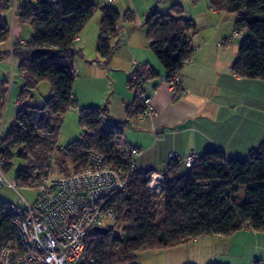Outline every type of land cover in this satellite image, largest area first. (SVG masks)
Here are the masks:
<instances>
[{
	"label": "trees",
	"instance_id": "trees-1",
	"mask_svg": "<svg viewBox=\"0 0 264 264\" xmlns=\"http://www.w3.org/2000/svg\"><path fill=\"white\" fill-rule=\"evenodd\" d=\"M211 5L234 14L235 30L247 33L239 44L233 72L264 81V0H211ZM16 12L23 26L30 28V36H21L25 44L13 39L11 53L5 47L11 36V0H0V62L12 57L14 66L25 73L16 121L5 136L6 149L0 151L5 172L18 159L25 160L28 166L17 173L16 180L19 186L28 187L36 181L38 168L45 176L52 171L54 158L55 162L62 160V176L81 171L88 163L85 150H92L125 174L130 158L112 142L124 134L128 123L106 125L107 108L79 110L81 138L66 147L58 145L66 112L70 105L76 107L73 71L82 51L75 48V40L95 14L102 12L97 50L109 58L120 13L91 0H23ZM182 14L176 5L171 12L149 14L145 21L150 48L169 78L195 52L190 35L198 33V25ZM43 81L50 83L51 96L41 106L32 105L33 93ZM7 94L8 82L0 75V112ZM182 166L189 171L179 176ZM153 171L138 170L135 165L127 191L109 204L118 218L88 234L84 264H130L147 252L174 250L201 237L229 236L244 228L264 233V141L245 158L228 157L214 149L191 167L176 163L169 168L159 194L147 190ZM158 199L164 205L160 216L154 212ZM8 204L0 199V244L12 248L18 237L15 214L5 211Z\"/></svg>",
	"mask_w": 264,
	"mask_h": 264
},
{
	"label": "crops",
	"instance_id": "crops-1",
	"mask_svg": "<svg viewBox=\"0 0 264 264\" xmlns=\"http://www.w3.org/2000/svg\"><path fill=\"white\" fill-rule=\"evenodd\" d=\"M91 1L105 4L107 0ZM176 5L182 8L184 18L198 25V33L190 35L195 52L179 71L181 85L177 92L157 79L158 93L153 104L158 114L153 120L142 119L129 87L133 63L148 65L156 76L167 74L150 48L145 21L149 14L171 12ZM111 7L127 17L125 31H115L111 36L109 58L97 50L102 12L91 33H86V28L94 17L76 38L74 44L79 46L76 49L82 52L77 55L79 60H75L76 107L70 110L107 108L106 125L127 122L124 134L112 144L120 152L138 149L135 159L138 170L160 171L172 153L186 157L194 151L200 157L209 150L221 149L228 157L245 158L262 144L264 81L242 77L232 70L239 49L231 46L235 19L232 21L226 11L212 7L211 0H129L120 6L123 12L117 5ZM95 24H98L96 34ZM15 27L19 36H25L26 30L30 32L19 19ZM89 46L92 55L87 54ZM7 61L11 63V58ZM234 240L240 245L235 249ZM147 253L135 262L264 264V233L244 228L229 236L201 237L174 250ZM141 258L146 262L141 263Z\"/></svg>",
	"mask_w": 264,
	"mask_h": 264
},
{
	"label": "built area",
	"instance_id": "built-area-1",
	"mask_svg": "<svg viewBox=\"0 0 264 264\" xmlns=\"http://www.w3.org/2000/svg\"><path fill=\"white\" fill-rule=\"evenodd\" d=\"M114 1L116 0H107L105 4ZM17 7L18 1L11 0V53L14 36L21 39L15 27V22L19 19L16 15ZM125 21L127 17L121 16L114 27L116 32L125 31ZM234 37L242 38V32L235 31ZM21 43L25 44V40L21 39ZM13 66L11 57V78H14ZM73 72L77 75L76 66ZM22 76L24 77L25 73H22ZM157 79L161 84L170 85L176 92L181 85L179 72L171 78L168 75L156 76L148 65L137 61L133 63L129 87L134 92L138 115L142 119L153 120L158 114L153 104V98L158 93ZM7 96L0 112V151L6 149L4 125L9 103ZM72 108L70 105L68 111ZM25 144L23 143V146ZM139 152L135 148L128 151L130 161L125 174L108 165L104 155L92 150H85L88 156L87 166L71 175L45 176L38 168L36 181L28 186L37 190L35 203L30 204L21 196L24 206L11 203L6 205L5 211L15 214L13 223L17 229L18 241L12 248L0 244V264H84L88 234L105 226L107 221L113 222L118 218V213L109 204L118 194L127 191ZM26 154L30 159H34L30 152ZM198 158L194 151L186 157L172 153L164 169L151 173L147 190L153 194L161 193L169 168L178 162L191 167ZM4 165L5 161L0 158V185L17 190L19 184L16 179L5 180Z\"/></svg>",
	"mask_w": 264,
	"mask_h": 264
},
{
	"label": "rangeland",
	"instance_id": "rangeland-1",
	"mask_svg": "<svg viewBox=\"0 0 264 264\" xmlns=\"http://www.w3.org/2000/svg\"><path fill=\"white\" fill-rule=\"evenodd\" d=\"M23 0H18V3L20 5V3ZM98 2H102L103 0H96ZM129 0L127 1H123L122 0H118L116 3H111L110 5L115 6L117 5L119 7V9L121 10V12H123L120 6H122V4H127ZM107 3V1L105 2ZM227 13V18H230L232 21L235 19V15L229 12ZM101 12H98L95 14L94 16V20L89 24V26H87L88 28H86L87 32L86 33H91L92 27L94 26V23H96L98 21V17H100ZM124 13L121 14V16L123 17ZM12 21V13H11V20L10 23ZM230 22V21H227ZM235 23V21H234ZM95 34L97 33V27L98 24H95ZM27 28V25H24V29ZM234 34V33H233ZM25 36H30L29 33H27V30L25 32ZM96 36V35H95ZM247 36L246 32H242V38H235L234 35L231 39L232 41V45L233 47L239 48V44L244 40V38ZM90 39V37H88ZM113 41V39L111 40ZM10 46H11V36H10ZM9 41L8 43L5 44V47H9ZM94 46V45H93ZM78 44H75V48H78ZM92 48V46L88 47V55H92V51L90 53V49ZM76 60H79V58L77 57ZM15 70H14V78H11V74H12V67H11V63H9V61L4 60L2 62H0V75L1 77L8 82V107H7V111H6V119H5V125H4V133L7 134L11 128V126L14 124V122L16 121V116H17V102L19 100V96L22 90V87L24 85V80L23 78L20 76L19 74V70L17 68V65L15 64ZM77 68V67H76ZM51 96V85L49 82L47 81H43L40 83L38 90L35 91L33 93V100L31 102L32 105L35 106H41L43 104L44 101H46L47 99H49ZM68 117V118H67ZM66 118L68 119V121L66 122ZM66 122V123H65ZM81 127L79 124V112L78 110H69L66 112L65 115V120L63 122L62 128L60 130V134L58 137V143L60 146L65 147L68 146L71 142L79 140L81 137ZM128 151H121L122 154L127 155L128 156ZM55 159V158H54ZM53 159L52 165H53V169L52 171H49L48 175H52V176H62L60 173V167L62 166V160H57L55 162V160ZM27 162L25 160L22 159H18L16 161L15 166L13 167V169H11L9 172H5L6 174V181H14L16 179V175L17 173L22 170V169H26L27 168ZM70 171V168H67V172ZM189 171L188 168L182 166L179 168V176H183L185 174H187ZM21 196H23L30 204H34L35 201L37 200L38 197V193L37 190L34 187H24V186H18L17 190H14L10 187H8L7 185H0V199L7 201L11 204H14L16 206H24V203L21 201ZM164 209V205H163V199H158L155 201V207H154V212L156 214H158V216L161 215L162 211ZM111 222L107 221L106 224H110ZM234 243H237L234 240ZM244 244V243H243ZM235 246V245H234ZM239 243L236 244V247H239ZM250 246H248L247 248V255L250 251L249 249ZM148 253H144L141 254L142 257H144L145 255H147ZM142 262H146V260H143L141 258V263ZM130 264H138V262H132ZM237 264H244V262L239 261V263Z\"/></svg>",
	"mask_w": 264,
	"mask_h": 264
}]
</instances>
